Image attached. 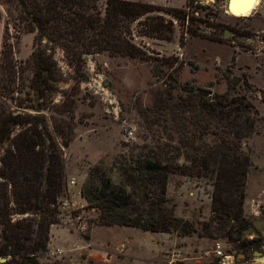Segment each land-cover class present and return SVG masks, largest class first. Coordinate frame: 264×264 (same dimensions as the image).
Listing matches in <instances>:
<instances>
[{
	"label": "trees",
	"instance_id": "trees-1",
	"mask_svg": "<svg viewBox=\"0 0 264 264\" xmlns=\"http://www.w3.org/2000/svg\"><path fill=\"white\" fill-rule=\"evenodd\" d=\"M191 3L185 0L186 7ZM191 19L182 7L141 0H104L101 6L97 0H0V86L9 89L11 55L21 33H33L24 62L34 92L42 98L56 80L54 49L75 67L81 66L83 54L100 52L145 59L133 33L170 40L177 22L181 43ZM172 63L161 57L152 71L158 75L159 65ZM167 85L163 102L141 115L142 128L156 136L132 142L109 166L87 168L79 188L85 207L96 210L98 225L195 232L222 237L242 252L258 248L264 242L258 235L244 236L249 221L242 213L249 154L241 143L254 131L255 108L229 80L221 93L186 85L176 97L168 90L172 83ZM57 111L69 112L70 107L61 100ZM64 122L0 107V256H8L0 264H24L26 256L44 250L49 226L58 222V199L66 193L59 144L67 145L71 131ZM169 173L209 180V215L197 226L173 214L165 195Z\"/></svg>",
	"mask_w": 264,
	"mask_h": 264
},
{
	"label": "rangeland",
	"instance_id": "rangeland-1",
	"mask_svg": "<svg viewBox=\"0 0 264 264\" xmlns=\"http://www.w3.org/2000/svg\"><path fill=\"white\" fill-rule=\"evenodd\" d=\"M141 1L186 9L192 16L188 26L192 33H183L179 43L177 22H173L170 40L133 33L132 41L146 52L145 59L109 56L105 52L83 54L84 61L79 67L68 64L62 51L54 49L56 80L49 83L42 98L36 96L35 83L29 80L31 69L24 62L32 49L33 33H21L14 43L11 80L6 82L9 89L0 86V107L39 114L47 120L51 116L71 127L67 145L59 144L66 193L58 199V222L51 224L54 227L49 245L46 242L45 249L33 256L37 264H167L163 254L175 249L180 259L172 264H215L212 247L219 241L224 252L231 255L229 264H250L252 254L264 252V243L242 252L222 237L197 236L195 232L93 226L98 225L93 221L96 210L85 207L84 198L75 194L89 166H109L114 158L126 154L132 142L140 143L144 136L147 140L156 136V132L152 134L142 128L141 115L163 102L169 81L173 87L168 90L176 97L184 93L182 88L186 85L221 93L229 80L257 112L254 131L241 143V148L249 154L242 199V213L249 226L243 234L248 238L258 235L260 242H264V0H255L254 7L245 16L225 12V0H192L189 7L185 0ZM103 2L97 0L100 6ZM156 12L160 13H153ZM161 57L173 63L159 65L157 75L152 71V64L158 63ZM95 74L102 93L82 85ZM2 76L0 71V85L4 82ZM61 100L70 107L69 112L57 111ZM128 129L132 133L125 137ZM163 138L159 137L160 141ZM55 139L61 141L57 136ZM171 139L175 140L174 133ZM111 177L115 179L114 172ZM210 190L208 179L179 173L167 175L165 195L173 214L194 226L209 215ZM68 197L72 199L68 201ZM7 257L0 256V261Z\"/></svg>",
	"mask_w": 264,
	"mask_h": 264
},
{
	"label": "built area",
	"instance_id": "built-area-1",
	"mask_svg": "<svg viewBox=\"0 0 264 264\" xmlns=\"http://www.w3.org/2000/svg\"><path fill=\"white\" fill-rule=\"evenodd\" d=\"M94 76L96 77L97 74L93 75V77H89L88 80L82 82V85L87 86V88L91 89L93 92L102 93V85L100 84L99 79L96 80ZM131 133L132 131L130 129L126 130L125 137H130ZM68 182L73 183V180L69 179ZM77 193H79V190L77 191ZM66 205H67V200H66ZM212 252L216 258L215 264L231 263V259H232L231 255L224 252L219 241H215L213 243ZM163 256L166 258L167 264H172L176 260L180 259L179 252L176 251L175 249L166 250ZM262 256H263V251L257 252L256 255L252 254L250 258V264H264V260H262L263 259Z\"/></svg>",
	"mask_w": 264,
	"mask_h": 264
},
{
	"label": "water",
	"instance_id": "water-1",
	"mask_svg": "<svg viewBox=\"0 0 264 264\" xmlns=\"http://www.w3.org/2000/svg\"><path fill=\"white\" fill-rule=\"evenodd\" d=\"M254 5L252 0H225L224 11L232 12L234 16H245L250 13ZM25 264H37V260L33 255H28L24 259Z\"/></svg>",
	"mask_w": 264,
	"mask_h": 264
},
{
	"label": "crops",
	"instance_id": "crops-1",
	"mask_svg": "<svg viewBox=\"0 0 264 264\" xmlns=\"http://www.w3.org/2000/svg\"><path fill=\"white\" fill-rule=\"evenodd\" d=\"M0 31H1V24H0ZM73 184H74V183H73ZM78 190H79V185H77V187H76L75 194H77L78 197H80L79 193H77ZM67 191H68V189H67ZM68 194H69V191H68ZM67 199H68V201H69V200L72 199V198H69V197H68ZM93 226H100V225H93ZM52 227H54V226H52V225L49 226V230H48V231H49V239H48V241H47V245H49V243H50V238H51V233H52V232H51V231H52ZM55 228H56V227H55ZM58 228H61V229H62V228H64V227H63V226H59ZM92 228H93V227H92ZM88 241H90L89 238L87 239V242H88ZM59 248H60V249H63L62 247H59Z\"/></svg>",
	"mask_w": 264,
	"mask_h": 264
},
{
	"label": "bare ground",
	"instance_id": "bare-ground-1",
	"mask_svg": "<svg viewBox=\"0 0 264 264\" xmlns=\"http://www.w3.org/2000/svg\"><path fill=\"white\" fill-rule=\"evenodd\" d=\"M237 1H242V0H237ZM252 4L255 5V0H252ZM232 13V12H231ZM233 14V13H232Z\"/></svg>",
	"mask_w": 264,
	"mask_h": 264
},
{
	"label": "flooded vegetation",
	"instance_id": "flooded-vegetation-1",
	"mask_svg": "<svg viewBox=\"0 0 264 264\" xmlns=\"http://www.w3.org/2000/svg\"><path fill=\"white\" fill-rule=\"evenodd\" d=\"M263 260H264V252H263V256H262Z\"/></svg>",
	"mask_w": 264,
	"mask_h": 264
}]
</instances>
